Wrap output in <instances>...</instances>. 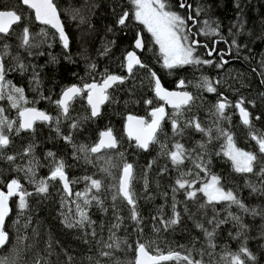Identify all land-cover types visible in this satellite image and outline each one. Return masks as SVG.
I'll return each instance as SVG.
<instances>
[{
    "label": "trees",
    "instance_id": "obj_1",
    "mask_svg": "<svg viewBox=\"0 0 264 264\" xmlns=\"http://www.w3.org/2000/svg\"><path fill=\"white\" fill-rule=\"evenodd\" d=\"M167 2L173 11L185 17L186 29H191L187 33L189 40L199 42L194 55L212 63L185 65L172 70L162 67L155 45L148 41L137 23L131 22V14L125 25L117 24L125 10L130 13L129 0H53L69 40L68 48H64L51 28L35 22L31 11L19 0H0V9L16 10L22 16L10 34H0V47L9 45V55L3 57L5 80L24 89L27 103H22L23 107H36L59 117L58 124L55 120L37 122L30 131L10 133L11 143L0 150V190L16 178L25 190L33 193L27 198L28 208L22 215L17 206L18 197L10 198V212L5 221V231L10 239L0 248V258L8 257L16 264H37V261L40 264H133L135 247L144 243L150 254L178 251L182 255L191 253L192 259L200 260L202 264H225L226 253H235L243 245L255 257L252 260L242 254L246 264H264V191L259 190L264 189V183L257 175L264 165V153L259 152L251 135L253 132L264 133V0H184L192 5L191 8H179L181 0ZM197 8L204 11L197 15ZM189 15L193 20L187 19ZM205 21L213 27L219 24V33L204 35L201 29ZM25 26L32 33V43L37 45L30 49L32 55L20 47V35ZM136 32H140L143 42L138 57L147 67L137 65L129 74L124 68L123 56L131 49ZM212 49L215 51L209 56ZM16 56L25 64V70H20L13 59ZM92 64L95 69L90 68ZM149 70L156 73L162 84L164 73L185 81V88L194 100L183 110L180 124L183 127L185 121L195 117L203 128L212 130L211 140L195 127H184L182 134L174 135L169 118L161 123L158 142L150 144L146 150L123 135L121 127L126 113L148 120L149 110L157 105L151 92ZM105 72L125 79L108 90L110 99L101 105L96 117L90 116L83 93L71 102L70 119L60 115L55 101L64 87L98 81ZM34 75L39 79V85ZM203 76L213 83L215 92L196 87ZM224 98L228 107L224 118L218 120L214 106ZM147 100L152 103L146 104ZM240 100L249 112L250 125L243 124L235 111ZM0 107L5 109L9 119L17 122L18 110L11 107L6 96L0 99ZM166 113L170 117L173 109H167ZM73 120L79 122V127H71ZM217 122L220 128L232 134L238 148L257 154L258 163L253 173L236 172L223 155L225 138L216 131ZM109 128L118 141L116 148L89 152L87 158L85 153L77 151L80 145L90 148L99 131ZM69 133L71 143L64 139ZM176 142L191 153L179 167L172 164L162 147L172 150ZM201 143L205 146L203 149L199 147ZM29 145L33 146L32 152L25 153L24 149ZM49 152L54 153V157H49ZM9 155L15 159L9 161ZM201 156L206 162L207 173L196 167ZM59 160L64 162L71 191H86L90 184L86 177L102 182L99 191L93 189L89 193V199L96 196L102 202L93 200L87 206L91 225L67 226L65 205L70 203L71 195H65L58 179L50 180L48 191L39 194L35 191L36 184L26 176L30 161L36 165L35 180L38 181L47 178L54 161ZM125 162L133 165L132 192L138 221L132 219V206L123 197L112 198ZM182 173L186 174L185 178L196 180L192 189L177 188L175 182ZM208 173L219 176L225 190L231 189L249 209H257L258 214L246 213L227 202L207 204L201 192L189 199L187 191L197 189L205 178H210ZM76 181L77 184H73ZM249 184L258 190L254 192ZM174 188H177L175 192ZM174 200L179 220L166 226L162 221L174 218ZM201 204L205 207L201 208ZM229 212L239 216L241 223L246 225L240 236L236 235L239 225L227 219ZM213 217L227 219L215 229L211 242L214 247L204 234V229L213 230L214 225L208 224ZM116 224L119 227L113 228ZM198 224L203 228L197 227ZM113 233L122 242L119 249L104 247L105 243L112 242L110 236ZM104 251H111L112 255H101ZM160 264L186 262L172 260Z\"/></svg>",
    "mask_w": 264,
    "mask_h": 264
},
{
    "label": "snow or ice",
    "instance_id": "obj_2",
    "mask_svg": "<svg viewBox=\"0 0 264 264\" xmlns=\"http://www.w3.org/2000/svg\"><path fill=\"white\" fill-rule=\"evenodd\" d=\"M23 4L34 10L35 19L43 24L51 25L59 33L60 40L63 43L64 48H68L69 40L65 34L63 25L61 24L59 14L57 11L56 5L53 3V0H22ZM133 5L134 12L131 15L134 16L135 20L140 22L145 26L147 31L151 33L152 37L155 40V43L159 45L160 53L163 56V66L169 70L174 68L182 67L185 65H200V64H210L211 60H202L199 56H195V47L199 42L196 40H189L188 32L191 29H186V19L177 11H173L167 0H131ZM181 8H191V4H186L184 0L180 2ZM203 8H197L196 13L199 15ZM129 11L125 10L122 15L119 16L117 20L118 25H125L127 19L129 18ZM83 19V18H81ZM188 20H193V17L189 15ZM22 20V16L17 13L16 10L3 9L0 10V34L8 35L10 34L14 25H17ZM195 22V21H194ZM112 29H109L111 31ZM201 32L204 35H216L219 33V24L215 27L209 21L204 22V28L201 29ZM41 34H44V30L41 29ZM223 39V37H221ZM33 37L30 32L29 27L25 26L20 35V47L28 51L29 55L33 53L30 51L31 48L36 47L37 45L32 43ZM233 44H236V41H232ZM142 40L137 37L135 41V48H142ZM207 47V45H205ZM105 52L108 51L107 47L104 49ZM215 49H212L208 52V55L211 56L212 52ZM9 55V45L3 44L0 47V99H3L5 96L11 104L12 108L18 110V127L16 126L17 122L9 119L5 115V109L0 107V150L6 148L10 143V133L15 132L19 134L22 130L33 129L34 123L36 121H45L51 122L55 120L57 124L59 123V117H53L48 113L41 111L35 107H23L22 103H27L24 96V89L16 87L11 83V81L5 80L6 68L3 62V57ZM14 60L18 62V66L21 71L25 70V64L20 61L19 56L13 57ZM222 59V57H221ZM126 68L129 74L134 70L135 66L147 67L144 65L139 57L134 51H128L125 56ZM224 63H227L224 61ZM219 66V65H218ZM95 64L90 65V68L95 69ZM150 71V76L154 80V92L156 97L165 101L166 104L171 105L173 113L169 117L165 111L163 105L159 107L152 108L149 113L151 119L146 120L143 117H136L129 115L127 117V123L125 125L127 135L130 139H134L136 146L142 149H148L149 145L152 143H157V134L161 130V123L166 118L171 120L172 131L174 135L182 134L184 127H195L199 132L204 133L209 137V140L212 139L211 129H205L202 127L201 123L193 117L191 120L184 122L183 127L180 124V120L183 117V110L185 107H190L194 96L188 91H168L161 86L159 78L156 76L155 72ZM34 80L37 85H39V79L34 75ZM125 77L116 74H109L105 72L102 76L100 82L93 80L91 83H86L82 87L78 85H71L65 88L58 100L55 101L57 107L60 109V115L65 119H70V107L71 102L83 92L87 93V102L91 108V116L96 117L100 113L101 105L110 99L108 90L113 87L116 83H123ZM185 86V81L180 80L178 82V87L183 88ZM196 87L203 88L208 92H215L216 88L213 86V83L209 80L207 76L201 77V82H199ZM146 104H151V100L145 101ZM244 101L240 100L236 103L235 107L239 110L240 116L243 124L250 125L249 112L243 107ZM215 107V115H217L218 120L224 118V113L226 107H228V102L226 98L217 101ZM72 128L79 127V122L73 120L71 124ZM59 132V128H57ZM216 131L219 133V136L225 138V144L222 146L223 154L231 160L233 168L236 172L239 173H253L254 166L258 163L257 154L249 151H245L236 146L234 138L230 132L220 128L217 122ZM252 139L255 140L259 146V152L264 153V133L257 134L256 132L251 133ZM64 139L71 143L72 135L64 136ZM117 139L113 136L112 129L109 128L105 131L99 133V140L95 143L90 149L85 145H80L77 148V151L87 154L90 153H100L104 149H114L117 147ZM75 148L76 146L73 145ZM162 147L165 149V153L170 158L173 165L179 167L184 163V160L188 158L191 153L185 149L184 145L176 142L172 145V150H168L166 146ZM199 147L203 149L204 144H200ZM32 145H29L24 149L25 153L32 152ZM49 157H54V153L49 152L47 154ZM123 154H121L122 156ZM9 161L15 159L14 156L9 155L7 157ZM201 160L200 163L196 164L197 168H200L202 171L208 172L206 167V162L203 161V157H198ZM30 166L27 168L26 176L30 179V182L36 184L35 191L39 194H44L48 191V182L50 180L59 179L63 183V187L68 195H71V189L69 186V180L65 173V165L63 160L54 161V167L50 170L49 176L47 178H42L38 181L35 180V168L36 165L33 162H29ZM105 172L108 171L107 168L104 169ZM210 179L201 183V186L195 190H188L187 197L192 199L196 196L197 192L203 193L206 197L207 204H215L220 202H227L229 206L236 205L244 212H251L253 215L258 214L257 209H249L235 194L229 189L221 185V178L217 175L208 173ZM257 175L262 177V183H264V165L260 167ZM186 177V174L182 173L180 178L176 180V185L178 189H192V186L196 184V180H189ZM86 180L90 181V184L86 191L76 193V195L83 199V206L80 203L76 204V214L78 219L74 222L70 220L67 216L65 217V223L68 227L81 226L85 224L91 225V221L88 212L87 206L91 201L95 200L97 203H102L98 197L92 196L89 199V193L95 189L99 191L102 187V182L92 177H86ZM132 180H133V165L129 163H124L121 175L119 177L118 186L116 187V194L113 195V200L117 196H122L129 205L132 206V219L138 221V215L135 209V198L134 193L132 192ZM249 187L255 192L258 189L249 184ZM7 191L0 190V248L7 245L9 242V234L5 231V221L8 217L9 209V200L12 197H18V208L21 211V215L24 210L28 208L27 198L33 193L25 190L20 183V180L12 178L6 185ZM177 188H174L175 192ZM264 191V189H259ZM201 208L205 207L204 204L200 205ZM173 212L174 218L168 221H162L165 225L176 224L179 220V213H175V200L173 203ZM227 219L235 221L240 230L237 231L236 235L240 236L242 230L246 225L241 223V218L234 215L232 212L228 213ZM227 219H217L213 217L208 220V224L214 225L212 231L204 229V234L209 240L210 246L212 245V239L215 235V229L218 228L221 224L227 222ZM19 221L17 220V223ZM119 224L113 225V228H118ZM197 227L203 228L202 224H198ZM95 235V233H93ZM23 239V237H20ZM111 243H105L104 247L108 249H119L121 247V241L115 237L113 233L110 236ZM243 257L250 258L255 260V257L249 252L248 248L241 246L239 250L235 253H226L223 257L225 264H246V261ZM103 256L112 255L111 251H104L101 253ZM185 261L186 264H202L200 260H193L191 253L187 255H182L178 251H169L167 254H157L150 255L148 251V246L144 243H138L136 246V259L134 264H160L161 261ZM0 264H16L15 260L8 257L0 258ZM37 264H40L37 261Z\"/></svg>",
    "mask_w": 264,
    "mask_h": 264
},
{
    "label": "flooded vegetation",
    "instance_id": "obj_3",
    "mask_svg": "<svg viewBox=\"0 0 264 264\" xmlns=\"http://www.w3.org/2000/svg\"><path fill=\"white\" fill-rule=\"evenodd\" d=\"M20 3V2H19ZM179 8H181L180 7V4H179ZM1 10H3V9H1ZM40 24V23H39ZM45 25V24H44ZM49 27V26H48ZM50 28V27H49ZM137 34H139V36H140V38H141V40H142V37H141V34H140V32H136V34H135V36L137 35ZM57 35V34H56ZM58 37V36H57ZM135 38V37H134ZM58 39H59V37H58ZM60 40V39H59ZM61 42V41H60ZM142 45H143V42H142ZM196 46L197 45H194V47L196 48ZM142 48H143V46H142ZM142 48H141V50H142ZM130 50H133L134 52H136V55L138 56V54L141 52V50L140 51H135L134 49H133V47H132V45H131V49ZM130 50H128V51H130ZM127 51V52H128ZM126 52V53H127ZM125 53V54H126ZM125 54H124V56H125ZM124 56H123V59H124ZM124 68L125 69H127L126 68V66H125V60H124ZM109 74H115V73H109ZM117 75V74H116ZM161 78L163 79V81H164V83L162 84V82H161V80H160V82H161V86L163 87V88H165L166 90H177V91H188L186 88H185V86L183 87V88H179L178 86H177V84H178V82L180 81V80H177V79H174V78H172V76H169L168 74H162L161 75ZM102 79V78H101ZM101 79H99L97 82H100L101 81ZM91 82H93V81H91ZM91 82H87V83H91ZM84 84H86V83H84ZM84 84H81V85H78V86H83ZM71 85H73V84H70V85H68V86H71ZM76 85V84H75ZM153 85H154V83H153V79H152V77H151V92H152V95H153V97L157 100V105L155 106V107H159V106H161V105H163V103H162V101L161 100H159V99H157L155 96H154V94H153V91H152V89H153ZM68 86H66V87H64L62 90H61V92L65 89V88H67ZM61 92H60V94H61ZM188 92H190V91H188ZM191 93V92H190ZM60 94H59V96H60ZM59 96H58V99H59ZM85 97H86V91L85 92H83V98H84V102H85V105L87 106V108L89 109V106L87 105V103H86V101H85ZM57 99V100H58ZM164 106V105H163ZM26 107H28V106H26ZM155 107H153V108H155ZM165 107V106H164ZM36 108V107H35ZM38 109V108H37ZM167 109H172V108H167V107H165V111L167 110ZM40 110V109H39ZM152 110V108L149 110V112H148V115H149V113H150V111ZM42 111V110H41ZM235 111H236V113H237V108L235 107ZM18 112V111H17ZM17 112H16V115H17ZM89 114H90V116H91V113H90V109H89ZM126 115H129V113H126L125 115H124V117L126 116ZM130 115H134V114H130ZM135 116H137V115H135ZM92 117V116H91ZM124 117H123V121H122V124H123V122H124ZM140 117V116H139ZM148 120H150V115H149V117H148ZM240 120V119H239ZM37 122H45V121H36L35 123H37ZM17 124H18V116H17ZM122 128V127H121ZM31 130V129H30ZM30 130H24V131H30ZM105 130H107V129H103V130H101V131H105ZM101 131H99V133L101 132ZM99 133H98V136H97V139H98V137H99ZM122 133H123V130H122ZM123 135H124V133H123ZM125 136V135H124ZM126 137V136H125ZM127 138V137H126ZM97 139H96V141H97ZM129 139V138H128ZM131 140V139H130ZM96 141H95V143H96ZM133 141V140H132ZM134 142V141H133ZM94 143V144H95ZM93 144V145H94ZM135 144V143H134ZM92 145V146H93ZM136 145V144H135ZM92 146H90V148L92 147ZM89 148V149H90ZM58 181H59V183H60V186H61V189H62V191L64 192V190H63V188H62V185H61V181L58 179ZM7 185V184H6ZM69 186H70V189H72V185L69 183ZM4 191H6V186L4 187V189H3ZM65 193V192H64ZM65 195L66 196H70V195H67L66 193H65ZM10 201V200H9Z\"/></svg>",
    "mask_w": 264,
    "mask_h": 264
},
{
    "label": "rangeland",
    "instance_id": "obj_4",
    "mask_svg": "<svg viewBox=\"0 0 264 264\" xmlns=\"http://www.w3.org/2000/svg\"><path fill=\"white\" fill-rule=\"evenodd\" d=\"M129 3H130V6H131V8H130V14L131 13H133L134 12V8H133V5L131 4V0H129ZM131 22H135V23H137L139 26H140V28L142 29V31L146 34V38L148 39V41L151 43V44H154L155 45V47H156V50H157V52H158V54H159V56H160V62H161V66L162 67H164L163 66V56H162V54L160 53V50H159V45H157L156 43H155V40H154V38L152 37V35H151V33H149L148 31H147V29L145 28V26L143 25V24H141L140 22H138V21H136L135 20V18H134V16L133 15H131ZM165 68V67H164ZM225 144V140H224V142H223V145ZM223 153V152H222ZM224 155V154H223ZM225 156V155H224ZM226 157V156H225ZM227 159H228V157H226ZM229 160V159H228ZM230 161V163L232 164V162H231V160H229ZM232 166H233V164H232ZM208 179H210V178H205V180L204 181H207ZM203 181V182H204ZM202 183V182H201ZM201 183H200V185L198 186V188L201 186ZM73 184H77V181L75 182V183H73ZM76 193H79V191H71V200H70V203H69V206H70V208H68V203H66V205H65V211H66V213H67V215H68V217H69V219L71 220L72 218H74V220H73V222L76 220V219H78V216H77V214H76V204L77 203H80L82 206H83V199L82 198H80V197H78L77 195H76ZM202 195H203V193H201ZM204 196V195H203ZM204 198L206 199V197L204 196Z\"/></svg>",
    "mask_w": 264,
    "mask_h": 264
},
{
    "label": "water",
    "instance_id": "obj_5",
    "mask_svg": "<svg viewBox=\"0 0 264 264\" xmlns=\"http://www.w3.org/2000/svg\"><path fill=\"white\" fill-rule=\"evenodd\" d=\"M19 2H20V4H21L22 6L27 7L26 5L23 4L22 0H19ZM27 8L31 11L32 16H33V19L35 20V22L40 23V24H43V23H41V22H39V21H37V20L35 19V13H34V10L30 9L29 7H27ZM0 10H1V9H0ZM45 25H46V24H45ZM47 26H49V27H50V28H51V29L57 34V36L59 37V33L56 31L55 28H53L51 25H47ZM138 35H139V34H137V35L135 36V38H134V40H133V42H132V47H133V49H134L135 51H140V50H141V48H140V49L135 48V41H136ZM139 37H140V36H139ZM59 39H60V37H59ZM60 41H61V40H60ZM61 43H62V41H61ZM62 45H63V43H62ZM130 51H133V50H130ZM125 56H126V54H125ZM125 56H124V60H125ZM125 65H126V61H125ZM153 83H154V80H153ZM177 86H178V84H177ZM152 91H153L154 96L156 97L155 92H154V85H153V89H152ZM168 91H177V90H168ZM61 93H62V92H61ZM60 96H61V94H60ZM60 96H59V98H60ZM156 98L159 99L158 97H156ZM159 100H161V99H159ZM85 101H86L87 105L89 106V104H88V102H87V93H86ZM161 101H162V103H163V105H164L165 107H167V108H172L171 105L166 104L165 101H163V100H161ZM89 109H90V113H91V108H90V106H89ZM150 112H151V111H150ZM129 115H130V114H129ZM129 115H126V116L124 117V122H123V124H122V130H123V133H124V135H125L127 138H129V137H128L127 132H126L125 125H126V123H127V117H128ZM237 115H238L240 121L242 122V119H241V116H240V112H239L238 109H237ZM17 116H18V112H17ZM132 116H135V115H132ZM136 117H139V116H136ZM150 119H151V117H150ZM149 121H150V120H149ZM242 123H243V122H242ZM129 139H130V138H129ZM98 140H99V137H98L96 143L98 142ZM131 140H133L134 143L136 144V142H135L134 139H131ZM140 149H142V148H140ZM142 150H144V149H142ZM121 172H122V169H121V171H120L119 177H120V175H121ZM118 182H119V178H118ZM61 185H62V188H63V190H64V187H63V183H62V182H61ZM117 185H118V183H117ZM6 191H7V188H6ZM64 192H65V190H64ZM65 193H66V192H65ZM66 194L68 195V193H66ZM121 197H122V196H121ZM149 254H150V253H149ZM162 254H167V253H162ZM150 255H157V254H150ZM135 259H136V247H135V249H134V259H133V264H134V262H135ZM161 262H162V261H161Z\"/></svg>",
    "mask_w": 264,
    "mask_h": 264
}]
</instances>
